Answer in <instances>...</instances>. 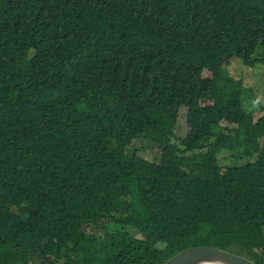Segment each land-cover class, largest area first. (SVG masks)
Returning a JSON list of instances; mask_svg holds the SVG:
<instances>
[{
    "label": "trees",
    "instance_id": "trees-1",
    "mask_svg": "<svg viewBox=\"0 0 264 264\" xmlns=\"http://www.w3.org/2000/svg\"><path fill=\"white\" fill-rule=\"evenodd\" d=\"M233 60L264 64V0H0V264H264Z\"/></svg>",
    "mask_w": 264,
    "mask_h": 264
},
{
    "label": "rangeland",
    "instance_id": "rangeland-1",
    "mask_svg": "<svg viewBox=\"0 0 264 264\" xmlns=\"http://www.w3.org/2000/svg\"><path fill=\"white\" fill-rule=\"evenodd\" d=\"M230 73L237 79L243 81L248 89L254 90V97L250 102L246 103L248 110L253 111L256 118L264 115V64H259L254 68L243 65L239 60H233L230 67L227 68ZM207 75H210L207 73ZM228 152L221 155V164L230 166L235 164L234 160L228 158ZM141 238L139 234H136Z\"/></svg>",
    "mask_w": 264,
    "mask_h": 264
},
{
    "label": "water",
    "instance_id": "water-1",
    "mask_svg": "<svg viewBox=\"0 0 264 264\" xmlns=\"http://www.w3.org/2000/svg\"><path fill=\"white\" fill-rule=\"evenodd\" d=\"M164 264H256L229 251L210 246H196L182 251Z\"/></svg>",
    "mask_w": 264,
    "mask_h": 264
}]
</instances>
